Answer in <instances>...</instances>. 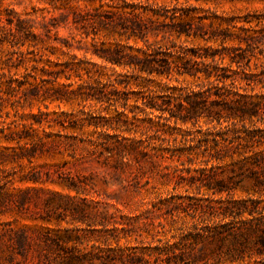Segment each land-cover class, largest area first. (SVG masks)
Wrapping results in <instances>:
<instances>
[{
    "label": "trees",
    "instance_id": "1",
    "mask_svg": "<svg viewBox=\"0 0 264 264\" xmlns=\"http://www.w3.org/2000/svg\"><path fill=\"white\" fill-rule=\"evenodd\" d=\"M48 1L60 14L50 18L43 16L40 26L32 19L22 18L14 10L8 9L0 14V45L9 49L7 64L10 68L18 70L24 67L27 71L23 80L18 82L11 78L8 81L9 90L18 92V89L29 85L25 93L34 92L40 102L77 103L86 107L87 102L92 101L104 105L107 112L113 109L115 115L108 118L82 111L81 118L77 119L64 111L60 114L40 111L32 115L33 123L24 136L13 133L18 137L12 141H16L21 149L17 158H26L32 164L38 157L64 155L65 150L76 149L78 144L69 141L73 137L63 132L93 126L102 130L93 131L90 145L101 156L106 153L110 157L116 156L121 164L126 158L176 159L184 164L181 158L185 156L189 172L198 165L193 169L196 175L191 176L189 181L197 195L187 196L188 203L186 199L176 202L175 196L163 200L162 204L174 225L182 220L181 213L183 218L191 221L189 224L184 221L183 226L176 228L171 240L158 239L155 246L145 245L142 241L135 245L130 242L121 245V240L127 239L129 233L121 237L119 231L124 232L125 228L116 226L106 229L101 236L96 235L100 231L90 230V237L81 235V228H52L49 225L54 220L50 214L33 219V222L41 219V226L17 228L12 222H2L0 262L264 264V227L261 226L264 222V129H250L243 124L258 117L260 103L239 94L242 89L254 90L264 86V68L260 73H252L251 59L247 55L254 45L264 39V16L260 15L253 27L254 20L247 15L243 22L250 27L240 26L242 33L233 37L227 31H221L223 34L210 31L208 28H213L215 22L206 14L190 12L197 11L196 8L184 9L178 5L171 8L128 0H83L92 6L98 5L82 9L78 5L81 0ZM195 1L209 3L218 0ZM209 19L210 23L206 24ZM214 19L219 21L220 26L227 24L237 28L235 17L224 18L215 14ZM62 26H73L83 31L87 38L93 35V40L100 35L113 40L114 44L110 46L103 41L102 47L94 51L102 64L86 56L72 54L67 60L54 64L57 70H48L52 68V63L50 56L43 52L46 48L37 47L45 42L37 31L42 29L49 37L53 29ZM219 35H223V44L235 39L240 44L233 49L234 55L227 54L231 60L228 65H224L225 53L207 49L205 55L191 54L190 51L196 50L179 45L173 39L186 37L208 43L217 41ZM159 37H162L161 41L150 42V38ZM130 42H134L136 47ZM139 42L145 46L138 47ZM243 43L247 44L246 49L242 47ZM25 47H28L27 51H23ZM31 47L34 50H29ZM66 47L71 48L72 45L67 43ZM176 75V82H179V77L185 76L198 82L193 87H175L161 81L154 87V81L149 79L156 76L171 81ZM31 79L38 82L33 83ZM62 79L66 82L60 83ZM215 95L222 102L211 101ZM229 97L227 101L225 98ZM209 103L224 108L212 114ZM155 112L161 114L158 121L153 117ZM129 113L132 119H129ZM165 113L170 114L169 118H163ZM205 117L210 119L208 124L216 121V126L207 129L197 126ZM173 118L176 123H193L194 129L180 132L182 146L171 145V141L163 137L167 132L165 127ZM224 123L227 125L223 126ZM37 125L42 133L34 128ZM55 128L60 130L47 131ZM109 129L122 134L126 131L140 132L145 140L128 138L121 133L112 135ZM151 132L167 146H155L151 142ZM174 133L172 130L171 134ZM55 173L60 174L58 170ZM45 175L43 180L40 172H31L21 176L19 182H54L51 172ZM70 187H75L73 182ZM237 191L246 193L248 197L237 198ZM256 195L259 198H254ZM7 201L19 214L30 210L31 200L27 192L9 194Z\"/></svg>",
    "mask_w": 264,
    "mask_h": 264
},
{
    "label": "rangeland",
    "instance_id": "2",
    "mask_svg": "<svg viewBox=\"0 0 264 264\" xmlns=\"http://www.w3.org/2000/svg\"><path fill=\"white\" fill-rule=\"evenodd\" d=\"M128 1L169 6L171 8L176 5L184 9L193 10L196 8L197 11L190 12L200 13L201 15L206 14L215 22L213 28H208L210 31H215L217 34H223L224 32L221 31H227L226 33L233 37L242 33L239 29L240 26L250 27V24L243 22L247 15H249L250 20H254L251 25L253 27L256 25L257 18L260 15L264 16V0H218L209 3L195 0ZM78 5L85 9L86 6L92 8L98 4L96 3L92 6L87 1L81 0ZM8 9L14 10L22 18L32 19L37 26H40L43 16L50 18L52 16L58 17L60 14L58 11H54V7L49 5L48 0H0V14H4ZM215 14L224 18L235 17L237 28L227 24L218 25L219 21L214 19ZM211 20H206L205 23L209 24ZM37 32L41 33L42 39L45 40L43 44H39L37 47L39 49L45 47L46 49L43 52L50 56L52 68H47L48 70H57L58 68L54 67V64L67 60L72 54H76L79 57L86 56L88 59L102 64V61L94 55L95 49L101 48L103 41L106 42V46L114 44L113 40L104 38L102 35L96 40L92 39L93 35L87 38L83 31H79L73 26H62L53 29L49 37L44 35L42 29ZM219 36L217 41L208 43L204 40L186 39V37L181 39L174 37L173 39L179 45L196 50L195 52L190 51L191 54L205 55L207 54V49L225 53L224 65H228L231 60L227 54L234 55L233 49L238 48L240 44L238 39L223 44L221 39L223 35ZM161 40L162 37L157 39L150 38V42ZM67 43L72 45V47H66ZM263 43L264 39L262 43L254 45V48L247 54L248 58L251 59L250 67L252 73H260L264 68ZM130 44L136 47L134 42H130ZM144 46V43H138V47ZM242 47L246 49L247 44L243 43ZM27 49L28 47H25L23 51H27ZM8 50V47L0 45V223L12 222L17 228L25 225L41 226V219L35 222H33V219L46 217L50 214L54 220V223L49 225L52 228H81L83 230L80 231V234L90 237L92 236L91 231L94 229L100 231L101 233H96V235L101 236L106 229H112L116 226L119 229L125 228L124 232L119 231L121 232V237H123L124 233H129L127 239L121 240V245L126 242L135 245L142 241L145 245L152 246L158 244V239L162 241L171 240L172 235L176 233L175 229L183 226L182 223L184 221L188 224L190 223L191 220L183 218L184 215L181 213L182 220H179L178 224L174 225L168 210L162 204L163 200H170L172 196H175L176 202H182L183 199H186L188 203L187 196L197 195L195 187H191L189 181L191 176L196 175L193 169L198 165L193 166L192 171L189 172V165L186 164L187 158L185 156L181 158L184 164H181L176 159L159 161L155 158H140L139 160L126 158L121 164V161L116 156L110 157L108 153L101 156L90 145L89 140L93 139V131L102 130H96L91 126L63 132L73 137L69 141L77 142L78 144L76 149L65 150L64 155L38 157L32 164L26 158H17L18 154L20 156L21 149L16 141H12L13 138L18 137L13 133L18 132L24 136V132L26 133L33 123L32 115L38 114L40 111L50 114H60L64 111L77 119L81 118L82 111L91 112L96 116H107L108 118H113L115 111L111 109L107 112L104 105L96 104L92 101L87 102L86 107L77 103L72 105L59 102H40L35 97L34 92L25 93L28 91L29 85L24 86L20 90L17 88L18 92H11L7 86L8 81L11 78L17 79L18 82L23 80L27 71L24 67L17 70L8 66ZM29 50H34V48L31 47ZM31 56L34 57V55ZM246 63L247 61L245 60L244 64ZM29 67H31V64H29ZM117 70L121 71L119 68ZM143 77L147 79L146 75ZM175 78H178V76L176 75L171 81L165 77L158 78L156 76L149 79L154 81L152 84L154 87H156V83L161 81V83L167 82L175 87H193L198 82V80L189 76L179 77V82H176ZM31 81L33 83L38 82L33 79ZM62 82L66 81L62 79L60 83ZM239 94L241 97H247L252 102L260 103L258 117H254L252 121L246 120L243 124L250 129H264V86L260 85L254 90L242 89ZM225 99L229 101L230 97ZM211 101L222 102V99L215 95ZM213 104H208L212 114L220 112L224 108V106L219 107ZM160 115V112H155L153 117L158 121V116ZM169 116V113H165L163 118H169ZM143 117L140 116V118ZM129 119H132L131 113H129ZM208 123H210V119L201 118L197 126L207 129L217 124L216 121L212 124ZM168 124L165 127L167 132L163 137L171 141V145L176 146L183 145L180 135L181 131L194 129L193 123L186 125L182 124L181 121L176 123L174 118ZM226 125V123L223 124V126ZM34 128L38 129L39 133H42V129L38 128V125L34 126ZM59 130L58 128L47 129L49 132H58ZM172 130L175 132L174 134H171ZM108 132L112 135L121 133L112 129H109ZM122 135L135 140H145V136L141 135L140 132L135 134L133 131H126ZM150 135L153 136L151 142L155 146H167L166 142L163 143L160 139L154 137L155 134L153 132ZM175 138H177L176 141H174ZM145 144H148V142L145 141ZM57 170L60 173L59 175L55 173ZM31 172H40L43 180L46 179L45 173L51 172L54 182L49 181L46 184L19 182L21 176ZM71 182L74 183L75 187H70ZM19 191L27 192L31 200L30 210L25 214H19L7 201L9 194L13 193L16 195ZM235 196L237 198L248 197L242 191H237ZM198 197L201 196L198 195ZM254 198H259V195L254 196ZM262 199L264 200V197ZM74 218H76L75 221H73ZM261 226L264 227V222H262ZM136 238H139V241H135ZM26 264L36 263L28 261Z\"/></svg>",
    "mask_w": 264,
    "mask_h": 264
}]
</instances>
